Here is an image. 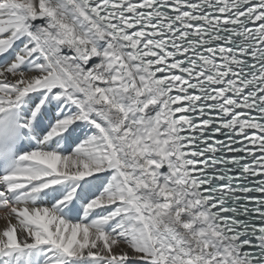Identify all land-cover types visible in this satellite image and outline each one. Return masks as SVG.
<instances>
[{
	"label": "snow or ice",
	"instance_id": "obj_1",
	"mask_svg": "<svg viewBox=\"0 0 264 264\" xmlns=\"http://www.w3.org/2000/svg\"><path fill=\"white\" fill-rule=\"evenodd\" d=\"M0 212V264H264V0H0Z\"/></svg>",
	"mask_w": 264,
	"mask_h": 264
},
{
	"label": "bare ground",
	"instance_id": "obj_2",
	"mask_svg": "<svg viewBox=\"0 0 264 264\" xmlns=\"http://www.w3.org/2000/svg\"><path fill=\"white\" fill-rule=\"evenodd\" d=\"M13 223H16V221L13 219ZM5 226L4 219H3V212H0V229H2Z\"/></svg>",
	"mask_w": 264,
	"mask_h": 264
}]
</instances>
